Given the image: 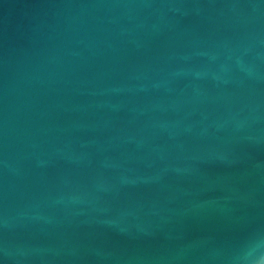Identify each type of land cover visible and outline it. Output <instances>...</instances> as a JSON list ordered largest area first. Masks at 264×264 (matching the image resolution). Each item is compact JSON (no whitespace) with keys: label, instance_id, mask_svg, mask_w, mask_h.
Here are the masks:
<instances>
[{"label":"water","instance_id":"water-1","mask_svg":"<svg viewBox=\"0 0 264 264\" xmlns=\"http://www.w3.org/2000/svg\"><path fill=\"white\" fill-rule=\"evenodd\" d=\"M0 264H264V0H0Z\"/></svg>","mask_w":264,"mask_h":264}]
</instances>
